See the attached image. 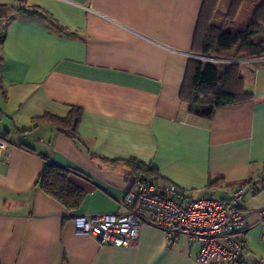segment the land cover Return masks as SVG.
<instances>
[{"label": "crops", "instance_id": "obj_1", "mask_svg": "<svg viewBox=\"0 0 264 264\" xmlns=\"http://www.w3.org/2000/svg\"><path fill=\"white\" fill-rule=\"evenodd\" d=\"M204 0H0V264H205L199 244L148 222L129 247L100 244L76 231L80 213L124 211L136 188V158L155 168L156 183L182 194L226 198L242 185L250 260L264 264V60L241 67L252 97L190 113L181 91L191 74ZM223 0H221V3ZM230 40L217 45L229 52ZM242 36V34H240ZM240 43V39L237 40ZM238 45V44H237ZM222 76L225 67L198 71ZM81 111L78 140L46 121ZM75 167L91 188L70 211L38 181L45 162ZM117 160L119 162L112 163Z\"/></svg>", "mask_w": 264, "mask_h": 264}, {"label": "built area", "instance_id": "obj_2", "mask_svg": "<svg viewBox=\"0 0 264 264\" xmlns=\"http://www.w3.org/2000/svg\"><path fill=\"white\" fill-rule=\"evenodd\" d=\"M188 56L209 62L230 61L213 54ZM9 156L10 141L0 135V161H8ZM133 182L136 188L121 201L124 211L77 214L73 217L76 231L92 235L102 245L129 247L139 238L142 223L148 222L172 236L181 234L190 243L197 242L199 262L237 264L251 259V251L239 236L246 225L241 208L245 196L242 185L226 198H218L212 194L213 189L211 194L193 196L182 194L173 184L160 185L149 178L134 177ZM256 214L264 228V207Z\"/></svg>", "mask_w": 264, "mask_h": 264}, {"label": "trees", "instance_id": "obj_3", "mask_svg": "<svg viewBox=\"0 0 264 264\" xmlns=\"http://www.w3.org/2000/svg\"><path fill=\"white\" fill-rule=\"evenodd\" d=\"M220 0H204L199 23L196 29L194 48L202 54L210 53L218 44L230 40V34L224 32V25H217L213 21L221 15L217 9ZM247 4L255 6L251 23L247 26L241 36L240 48L245 50L249 47V54L257 55L264 52L261 43L256 45L249 43V39L258 35L262 31L261 24L264 25V0H232V11L227 17L236 13L239 8ZM225 19V18H224ZM223 23V22H221ZM3 32L0 30V43L3 40ZM202 64L200 59L190 60L191 74L186 76L184 81L181 100L188 104L191 114L211 118L217 108L235 104L252 97V93L243 88V76L241 67L231 63L227 65L226 71L219 76L211 71L202 73L200 70L194 75ZM81 119L80 109L73 107L68 115L60 117L51 113L33 118V122H48L54 125L59 131L78 140V125ZM112 163L119 161L113 160ZM132 168V175L140 178H154L155 168L142 163L136 158L123 160ZM83 171L75 167H64L47 160L39 178L40 187L50 196L62 203L70 211L76 210L85 196L89 192L91 185ZM241 262V261H240Z\"/></svg>", "mask_w": 264, "mask_h": 264}, {"label": "rangeland", "instance_id": "obj_4", "mask_svg": "<svg viewBox=\"0 0 264 264\" xmlns=\"http://www.w3.org/2000/svg\"><path fill=\"white\" fill-rule=\"evenodd\" d=\"M232 0H223L221 3V0L218 5V10L220 11L219 16H217V19H215L213 22L217 25H224V29H228L232 32V43L229 46L230 51H222L221 49H217V46L210 51L208 54H213L214 56L222 57L224 59H229L230 61L226 62H209L205 60H200L205 65L207 63H210L211 65L219 66L220 67H227V65L231 63H236L239 65H250L253 62H256V58H264V52H261L257 55L249 54L250 48L247 47L245 50L239 49L240 43H241V36L240 34H243L247 26L251 23L254 13L255 6H249L247 4H243L239 10L234 13L230 17H227V14L232 11L231 6ZM225 18V19H224ZM223 22V23H221ZM260 27H262V31L254 36L253 38L249 39V43L256 45L258 43L263 44L264 46V25L261 24ZM229 33V32H226ZM240 39V43L237 41ZM238 44V45H237ZM245 60V61H244ZM247 60H253V61H247Z\"/></svg>", "mask_w": 264, "mask_h": 264}]
</instances>
